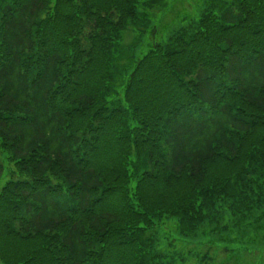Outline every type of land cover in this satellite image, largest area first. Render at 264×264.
<instances>
[{
    "label": "trees",
    "instance_id": "1",
    "mask_svg": "<svg viewBox=\"0 0 264 264\" xmlns=\"http://www.w3.org/2000/svg\"><path fill=\"white\" fill-rule=\"evenodd\" d=\"M159 1L0 0V264H184L159 223L172 247L264 210V0L208 4L119 93Z\"/></svg>",
    "mask_w": 264,
    "mask_h": 264
},
{
    "label": "rangeland",
    "instance_id": "2",
    "mask_svg": "<svg viewBox=\"0 0 264 264\" xmlns=\"http://www.w3.org/2000/svg\"><path fill=\"white\" fill-rule=\"evenodd\" d=\"M228 6L232 0H160L157 7L149 10V19L145 24H129L123 31L120 50L125 55H118L117 64L126 65L127 69L115 77L116 90L121 93L134 62L145 54L154 42L164 43L170 34L185 25L191 19H197L208 4ZM213 2V3H211ZM133 49V51H130ZM133 53V54H132ZM132 54V56H131ZM128 59H131L128 61ZM5 162V159H3ZM215 170V167L211 168ZM7 178L0 181V190ZM131 179L129 187H135ZM228 216V215H227ZM241 224L234 226L227 223L226 229L214 230L204 227V236L188 243L173 242L172 247L166 242L176 236L175 221L164 220L149 234L159 239V248L170 254L186 256L184 264H264V210L252 211L246 219H237ZM225 221H220L224 224ZM204 256V257H203Z\"/></svg>",
    "mask_w": 264,
    "mask_h": 264
}]
</instances>
